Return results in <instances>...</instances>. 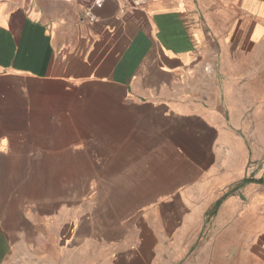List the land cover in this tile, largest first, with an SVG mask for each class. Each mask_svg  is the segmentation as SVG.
<instances>
[{"label":"crops","instance_id":"crops-1","mask_svg":"<svg viewBox=\"0 0 264 264\" xmlns=\"http://www.w3.org/2000/svg\"><path fill=\"white\" fill-rule=\"evenodd\" d=\"M96 1L0 0V264H264V0Z\"/></svg>","mask_w":264,"mask_h":264},{"label":"rangeland","instance_id":"rangeland-1","mask_svg":"<svg viewBox=\"0 0 264 264\" xmlns=\"http://www.w3.org/2000/svg\"><path fill=\"white\" fill-rule=\"evenodd\" d=\"M251 142V141H250ZM252 179V178H251ZM251 179H245L243 183H245V181L247 182L248 180H251ZM264 178H261V180L263 181Z\"/></svg>","mask_w":264,"mask_h":264},{"label":"built area","instance_id":"built-area-1","mask_svg":"<svg viewBox=\"0 0 264 264\" xmlns=\"http://www.w3.org/2000/svg\"><path fill=\"white\" fill-rule=\"evenodd\" d=\"M99 5L101 4L102 0H97L96 1Z\"/></svg>","mask_w":264,"mask_h":264},{"label":"trees","instance_id":"trees-1","mask_svg":"<svg viewBox=\"0 0 264 264\" xmlns=\"http://www.w3.org/2000/svg\"><path fill=\"white\" fill-rule=\"evenodd\" d=\"M246 182V181H245Z\"/></svg>","mask_w":264,"mask_h":264}]
</instances>
